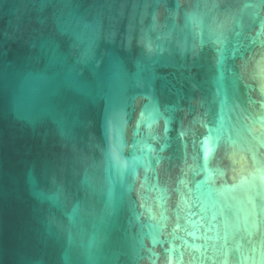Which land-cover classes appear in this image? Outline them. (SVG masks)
<instances>
[{
	"label": "water",
	"instance_id": "1",
	"mask_svg": "<svg viewBox=\"0 0 264 264\" xmlns=\"http://www.w3.org/2000/svg\"><path fill=\"white\" fill-rule=\"evenodd\" d=\"M0 264H264V0H0Z\"/></svg>",
	"mask_w": 264,
	"mask_h": 264
}]
</instances>
